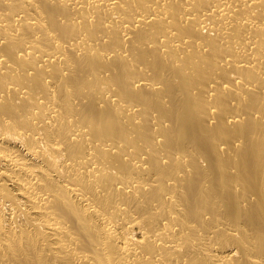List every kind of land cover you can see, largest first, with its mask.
<instances>
[{
    "label": "bare ground",
    "instance_id": "bare-ground-1",
    "mask_svg": "<svg viewBox=\"0 0 264 264\" xmlns=\"http://www.w3.org/2000/svg\"><path fill=\"white\" fill-rule=\"evenodd\" d=\"M0 264H264V0H0Z\"/></svg>",
    "mask_w": 264,
    "mask_h": 264
}]
</instances>
